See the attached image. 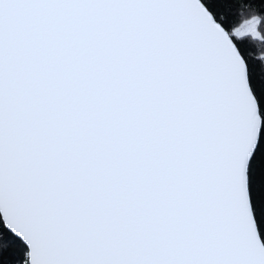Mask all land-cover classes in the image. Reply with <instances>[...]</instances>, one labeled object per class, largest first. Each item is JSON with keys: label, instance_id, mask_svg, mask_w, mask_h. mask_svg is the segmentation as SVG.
Instances as JSON below:
<instances>
[{"label": "snow or ice", "instance_id": "obj_1", "mask_svg": "<svg viewBox=\"0 0 264 264\" xmlns=\"http://www.w3.org/2000/svg\"><path fill=\"white\" fill-rule=\"evenodd\" d=\"M0 264H264V0H0Z\"/></svg>", "mask_w": 264, "mask_h": 264}]
</instances>
